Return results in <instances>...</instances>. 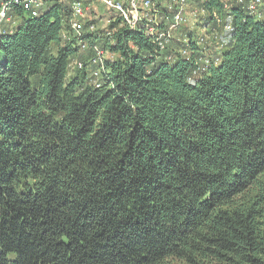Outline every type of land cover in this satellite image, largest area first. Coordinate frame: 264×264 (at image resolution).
<instances>
[{
  "label": "trees",
  "instance_id": "16d2710c",
  "mask_svg": "<svg viewBox=\"0 0 264 264\" xmlns=\"http://www.w3.org/2000/svg\"><path fill=\"white\" fill-rule=\"evenodd\" d=\"M72 1L2 22L0 264H264V18L205 0L233 30L201 64L104 5L78 36Z\"/></svg>",
  "mask_w": 264,
  "mask_h": 264
},
{
  "label": "built area",
  "instance_id": "2783aa9c",
  "mask_svg": "<svg viewBox=\"0 0 264 264\" xmlns=\"http://www.w3.org/2000/svg\"><path fill=\"white\" fill-rule=\"evenodd\" d=\"M204 1L205 0H202V3ZM98 2L118 12L131 28H137V26L145 20L147 25V34L161 49H164L168 45L174 34L178 32L183 25L187 23L192 24L191 20L194 21V19L198 18L197 13H194L196 18L192 17V19H190L186 16V9L189 4V0H168L162 5L167 11L173 13L172 19L166 27L163 26L162 10L158 5L159 3L157 0H128L126 3L121 0H98ZM237 2L245 7L250 14L261 17V6L264 4V0H237ZM13 3L20 4L23 9L26 12H29L32 16H37L39 9L42 6L41 0H9L4 2L2 9H0V34L3 31L2 22L4 23V21H10V18L6 16V13L10 5ZM226 8H228L227 4L225 5V9ZM202 9L205 11L204 6H202ZM71 11L73 16L71 28L76 35L80 36L83 32L85 23L89 20V5H87L84 0H73L71 3ZM221 23L224 24V31L229 33L232 32L233 25L232 16L230 14H227L226 19L221 21ZM91 28H93V25H91ZM214 35L217 39L218 35L216 33H214ZM187 37L188 36L185 35L182 42L187 43ZM199 39L200 40L196 41L198 45L202 46V50L199 53H204V55L199 56V62H201V64H210V62H214L216 64L219 63L221 58L220 56L213 55V53L208 49L205 43L206 37L200 36ZM82 46L85 47V44H82ZM222 46L223 45H217V48H222ZM182 48L181 53L189 56V50L184 46ZM102 54L103 52L101 50L95 49L94 54H92L88 62L102 65ZM79 66L82 67L83 63H79ZM198 69L199 67L196 71ZM97 74L98 71H95V75Z\"/></svg>",
  "mask_w": 264,
  "mask_h": 264
},
{
  "label": "rangeland",
  "instance_id": "374dc122",
  "mask_svg": "<svg viewBox=\"0 0 264 264\" xmlns=\"http://www.w3.org/2000/svg\"><path fill=\"white\" fill-rule=\"evenodd\" d=\"M68 1H70V0H64L66 5H69ZM167 1L168 0H157V2L161 3L162 5L165 4ZM87 3L90 7L89 20H91L95 23H98V26H99L98 29L101 30V32H104L106 29L109 31L108 20L110 19V17L112 15L115 14V12L109 11L108 9H106L100 2H98V0H87ZM201 3H202V0H198V1L197 0H189V4H188L187 9H186V16L190 19H192V17L196 18L194 13H197L198 18L194 19V21L191 20L192 24L187 23V24L183 25L181 27V29L178 32H176L175 38L179 35H181V37H182L185 34V31L188 30V32L190 34H193L192 36H193L195 41L200 40L199 39L200 36H205L206 37L205 43L210 44V42H211L212 46H215L217 48V45H223L222 40H224V39L222 37L227 38V35L225 34L224 28H223L224 24L221 23V21L226 19L227 13H223V14L212 13L211 16H209L208 11H206V9H205V11L202 9V6L200 5ZM0 5H2V7H3V4H0ZM2 7H0V8L2 9ZM261 13H262L261 17H264L262 11H261ZM209 18L210 19L213 18V22H214L213 25H214L215 29L210 28V26L208 27V25H210V24H207L206 19L208 20ZM15 20H16V18L10 19V21H6V22L4 21L6 23L5 26L7 28H11L12 26L15 27V25L17 24V23L15 24V22H14ZM214 33H216L218 35L217 39H216ZM177 39H178V37H177ZM99 43H102V42H99ZM95 47H99V48H102L103 50H105L103 46L100 47L97 45L94 46L92 49H94ZM208 49L211 50L212 52L214 51L211 48H208ZM91 53L93 54V52H91ZM102 55H104L106 58L110 57L107 52H104V54H102ZM39 77H40V75H36V76L32 77L31 81L33 83V86H35L38 83Z\"/></svg>",
  "mask_w": 264,
  "mask_h": 264
},
{
  "label": "crops",
  "instance_id": "0c3cea01",
  "mask_svg": "<svg viewBox=\"0 0 264 264\" xmlns=\"http://www.w3.org/2000/svg\"><path fill=\"white\" fill-rule=\"evenodd\" d=\"M261 11L263 12V16H264V4L261 6ZM213 23L214 22H212L210 25H208V27L210 26V28H213L214 29ZM224 32L227 35V38L226 37L225 38L222 37L224 39V40H222V43H223L222 48H216L215 46H212V43L211 42H210V44L207 43V47L214 50L213 52L210 50L213 53V55H215V54H221L224 51V49L230 45L232 34H230L229 32H226V31H224Z\"/></svg>",
  "mask_w": 264,
  "mask_h": 264
}]
</instances>
